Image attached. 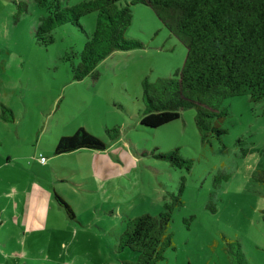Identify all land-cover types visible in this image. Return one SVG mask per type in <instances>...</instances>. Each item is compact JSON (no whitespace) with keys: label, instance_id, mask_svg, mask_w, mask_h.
Returning a JSON list of instances; mask_svg holds the SVG:
<instances>
[{"label":"rangeland","instance_id":"1","mask_svg":"<svg viewBox=\"0 0 264 264\" xmlns=\"http://www.w3.org/2000/svg\"><path fill=\"white\" fill-rule=\"evenodd\" d=\"M58 1L72 8L88 0ZM130 8L133 20L125 37L143 47L115 52L101 62L98 80L75 81L73 65L94 34L98 13L80 20L84 32L69 24L57 27L54 42L43 47L34 29L46 9L34 0H0V141L6 142L0 162L9 153L8 175L16 181L14 214L0 233H26L35 264L40 258L47 264H122L108 248L124 232L126 216H157L171 195H179L183 205L173 213L171 226L175 249L158 264H234L237 245L244 264H264V186L252 179L264 169V101L227 99L225 135L211 144L199 135L195 109L159 129L142 127V81L174 76L187 50L152 8L135 2ZM3 109L13 119L3 120ZM80 128L106 142L107 150L56 156V142ZM114 128L120 137L112 143ZM176 149L192 161L190 169L152 155ZM41 154L48 160L46 169L38 164ZM8 175L0 176V187ZM36 177L51 196L47 214L57 224L52 231L24 225L18 187ZM54 189L72 206L77 228L54 201Z\"/></svg>","mask_w":264,"mask_h":264},{"label":"trees","instance_id":"2","mask_svg":"<svg viewBox=\"0 0 264 264\" xmlns=\"http://www.w3.org/2000/svg\"><path fill=\"white\" fill-rule=\"evenodd\" d=\"M47 15L34 29L37 45L48 47L54 40L52 32L59 26L72 25L84 32L80 20L94 12L98 21L94 34L73 65L75 81L87 77L98 80L97 66L115 52L141 49L137 40L125 37L131 26L132 4L152 8L165 28L186 48V60L172 77L149 82L142 81L144 110L140 125L159 129L181 118L182 111L195 109V125L204 143L222 140L223 122L229 116L224 103L233 97L248 96L250 101H264V0H88L72 8H63L58 0H34ZM25 8V6H24ZM76 54L72 53V57ZM5 121L13 119L5 115ZM107 134L111 130L106 129ZM110 141L119 139V131ZM108 144L80 128L69 137H61L54 146L56 156L87 149L106 151ZM157 160L168 161L175 167L192 166L179 150L153 153ZM252 179L264 186V169ZM164 210L157 216L146 213L126 218L124 232L116 237L113 247L122 264H158L169 250L175 249L171 229L173 213L183 205L181 196L171 195ZM55 199L71 221H77L71 205L58 193ZM236 262L244 264L243 253L237 245ZM133 254L129 261L126 254ZM124 254V261L122 256Z\"/></svg>","mask_w":264,"mask_h":264},{"label":"crops","instance_id":"3","mask_svg":"<svg viewBox=\"0 0 264 264\" xmlns=\"http://www.w3.org/2000/svg\"><path fill=\"white\" fill-rule=\"evenodd\" d=\"M1 147L3 149H6V142L1 143L0 141V148ZM83 150L93 151L87 149ZM0 154H2L1 149ZM40 157L44 156L41 154L39 156V160ZM12 160L13 159L9 155V153L5 158L2 159V161L0 162V176L2 174L8 175L10 173L9 167L12 165ZM46 161V164H42L40 161H38V164L44 167L43 169H46L48 168V160L46 159ZM18 189L20 190V193L22 192L21 201L24 208V212L26 214L24 222V225H27L26 228H30L33 224L34 228H37L40 231H43L45 229H50L51 231L54 230L57 224H55V221L52 218L48 217L47 214L51 196L48 194V191L45 186L40 182L39 177L34 178V180L28 178V181H25L23 184H21ZM15 192L16 181L10 180L8 175V181L4 182L3 185L0 187V227H3L7 222V219L10 218V216L12 217L14 214ZM56 193L57 192L54 189L53 194L55 195ZM55 200L56 199H54V201ZM126 218L132 217L126 216ZM68 221H70L71 227L77 228L79 223L78 220L75 222L71 221L68 218ZM25 236L26 233H23L22 235H16L13 233H0V264H35L37 262L36 259H32L30 257L27 243L24 241ZM108 249L110 255L114 259H117L118 262H120V257L114 254L112 246H110ZM39 262L40 264L49 263L43 258H40Z\"/></svg>","mask_w":264,"mask_h":264},{"label":"built area","instance_id":"4","mask_svg":"<svg viewBox=\"0 0 264 264\" xmlns=\"http://www.w3.org/2000/svg\"><path fill=\"white\" fill-rule=\"evenodd\" d=\"M42 164H46V158L44 157H40V160H39Z\"/></svg>","mask_w":264,"mask_h":264}]
</instances>
